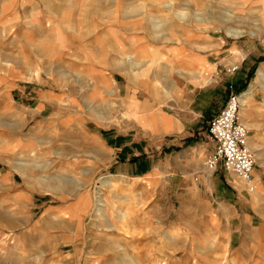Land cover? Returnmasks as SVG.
Segmentation results:
<instances>
[{"label":"rangeland","instance_id":"1","mask_svg":"<svg viewBox=\"0 0 264 264\" xmlns=\"http://www.w3.org/2000/svg\"><path fill=\"white\" fill-rule=\"evenodd\" d=\"M260 1H149L161 9L152 16L162 19L164 28L184 14L185 34L197 23L201 33L211 30L216 42H223L218 50L229 56L226 65L216 63L212 75L217 90L212 113L230 92L245 91L262 67L258 64L264 65ZM163 3L170 7L162 8ZM154 22L163 26L161 20ZM231 29L242 35L234 37ZM63 53L57 54L54 72L43 61L33 68L36 76L20 85L0 78V264H208L211 258L214 264H245L249 244L231 245L230 230L210 228L207 215L194 213L190 202L196 175L119 171L118 162L126 161L122 154L128 153L124 149L118 158L113 153V127L119 128L112 126L118 121L113 114H119L113 80L101 85L73 75L59 59ZM241 53L251 57V68L238 77ZM140 62L147 74L145 88L163 89L165 79L155 74L167 69L165 63ZM132 69L131 78L118 77L117 82L138 81ZM260 91L258 100L264 103ZM98 117L105 122L99 124ZM128 145L140 170L160 161L157 152L146 151L143 140ZM240 182L253 190L252 183L250 190Z\"/></svg>","mask_w":264,"mask_h":264},{"label":"crops","instance_id":"2","mask_svg":"<svg viewBox=\"0 0 264 264\" xmlns=\"http://www.w3.org/2000/svg\"><path fill=\"white\" fill-rule=\"evenodd\" d=\"M149 1L0 0V78L20 85L25 78L36 76L33 68L43 61L54 72L58 52H64L59 59L75 76L94 78L101 85L112 78L119 112L113 114L118 121L112 126L119 125L113 127L117 137L113 153L117 158L124 149L128 153V157L122 154L126 161L118 162L119 171L126 175L158 171L185 178L196 175L190 202L194 213L207 215L210 228L230 230L231 245L237 243L241 248L249 244L245 264H264V103L258 100L264 90V76L258 74L264 72L263 62L258 64L262 67L256 70L254 82L240 93V119L249 131L248 145L255 156L253 190L248 191L235 174L221 166L222 172L203 171V160L215 147L208 122L226 100L211 112L217 94L211 85L212 75L219 67L216 63L223 60L226 65L229 56H222L219 47L223 42H216L211 30L201 33L197 23L191 24L187 34L185 21L164 28V21L152 16L161 9L155 10ZM163 7L170 6L163 3ZM154 19L161 20L163 26ZM239 58L241 77L250 70L251 57L242 54ZM138 60L165 63L167 69L160 68L155 74L157 79H165L163 89L145 88L147 74ZM132 68L137 69L133 72L138 81L118 83V77H132ZM63 75L69 77V73ZM37 108L36 114H40L43 108ZM104 120L98 117L99 124ZM136 128L141 133L132 134ZM138 140L145 142L146 151L160 156L155 166L138 168L133 147L128 145ZM146 158L153 161L154 157ZM210 260L207 263L214 264Z\"/></svg>","mask_w":264,"mask_h":264},{"label":"built area","instance_id":"3","mask_svg":"<svg viewBox=\"0 0 264 264\" xmlns=\"http://www.w3.org/2000/svg\"><path fill=\"white\" fill-rule=\"evenodd\" d=\"M240 95L230 92L224 105L208 122L207 131L215 147L204 158L203 171L212 173L221 166L247 183L251 190L255 156L248 145L249 131L240 119Z\"/></svg>","mask_w":264,"mask_h":264},{"label":"bare ground","instance_id":"4","mask_svg":"<svg viewBox=\"0 0 264 264\" xmlns=\"http://www.w3.org/2000/svg\"><path fill=\"white\" fill-rule=\"evenodd\" d=\"M260 4H261V6L263 5V7H264V2L263 1H260ZM178 17H179V19L180 20H182V21H185L186 20V15H184V14H180V15H178ZM226 20H230V18H225V19H222L221 21H223V23L222 24H224L225 22H226ZM155 29V28H154ZM244 33V32H243ZM230 34L231 35H233L234 37H239L240 35H242V32H240V31H238V30H234V29H231V31H230ZM262 73H264L262 70H259V76H264V75H262ZM204 80V79H203ZM263 81H264V79H262ZM201 81V80H200ZM203 82V81H202ZM204 83H206V81H204L203 82V84ZM246 96V95H245ZM244 98V97H243ZM240 101H242L241 100V95H240ZM250 183H251V181H250ZM104 184V183H103ZM107 184V183H106ZM206 255V254H205ZM205 256H203V258H204ZM132 264H136V263H132Z\"/></svg>","mask_w":264,"mask_h":264}]
</instances>
